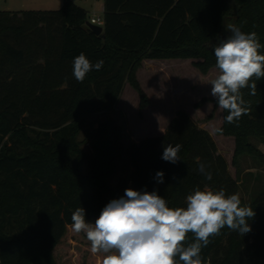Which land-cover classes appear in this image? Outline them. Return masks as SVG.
I'll return each instance as SVG.
<instances>
[{
    "label": "trees",
    "instance_id": "trees-1",
    "mask_svg": "<svg viewBox=\"0 0 264 264\" xmlns=\"http://www.w3.org/2000/svg\"><path fill=\"white\" fill-rule=\"evenodd\" d=\"M102 3L103 36L86 26V10L72 0L54 11H0V264H73L56 254L71 230L72 213L82 207L86 221L94 223L111 200L124 196L127 182L156 191L172 208L186 207L197 187L237 193L238 172L229 175L208 132L184 112L162 135L128 147L132 170L116 188L109 180L122 152L119 129L105 120L81 140L79 133L87 116L113 110L125 82L138 94L139 107L147 106L136 78L143 60L195 59L205 74L216 68L214 46L233 24L255 32L264 54V0ZM80 53L92 64L103 60L83 82L73 75ZM252 82L255 95L250 87L241 89L245 113L229 124L222 110L217 133L233 138L234 166L248 156L264 169L258 147L264 146V78ZM89 139L92 155L81 148ZM168 144L182 146L176 163L162 159ZM197 158L210 180L197 171ZM157 172L164 173L163 183ZM240 199L255 212L248 220L251 231L241 235L225 226L202 248L203 264H264V189L248 203ZM193 241L188 233L185 244Z\"/></svg>",
    "mask_w": 264,
    "mask_h": 264
},
{
    "label": "clouds",
    "instance_id": "clouds-1",
    "mask_svg": "<svg viewBox=\"0 0 264 264\" xmlns=\"http://www.w3.org/2000/svg\"><path fill=\"white\" fill-rule=\"evenodd\" d=\"M230 35L214 46L219 74L208 83L219 109L226 110L229 124L245 113L241 89L250 87L255 95L256 82L264 78V54L255 32L244 33L229 25ZM103 60L92 64L84 53L73 60V75L83 82L86 74L100 70ZM217 132L222 129L217 128ZM180 144L164 147L162 159L176 163ZM197 171L206 179L212 178L205 163L197 158ZM163 172L156 179L163 183ZM255 216L251 207L241 206L239 193L226 195L224 189L197 187L186 197V207H169L156 191L125 189L124 196L111 200L94 223L85 219V209L78 207L71 215V230L84 233L93 255L104 253L101 264H203L201 250L210 237L228 229L244 235L251 231L248 220ZM194 241L185 244L187 234Z\"/></svg>",
    "mask_w": 264,
    "mask_h": 264
},
{
    "label": "rangeland",
    "instance_id": "rangeland-1",
    "mask_svg": "<svg viewBox=\"0 0 264 264\" xmlns=\"http://www.w3.org/2000/svg\"><path fill=\"white\" fill-rule=\"evenodd\" d=\"M72 1L85 8L88 18L95 14L102 19L101 0ZM62 2L63 0H0V11H54L61 7ZM195 61V59L143 60L136 71V78L147 97V106L139 107L138 94L125 82L112 111L96 113L85 118L79 140L84 138L85 132H93L97 125L105 120H110L119 129L122 152L117 168L109 180L112 188H116L120 179L126 181L131 173L128 147L131 144H139L145 138L162 135L169 122L180 112H184L198 128L208 132L215 143L216 154L226 161L229 175L236 178L238 172L237 193L246 203L255 193L264 189V169L258 167L248 156L241 157L237 166H234L231 161L233 138L218 134L216 131L221 125L222 109L213 101L216 98L211 95L212 85L208 82L219 74L218 69L211 68L203 74L194 66ZM258 147L264 153V146ZM81 148L87 154H93L90 139L83 143ZM128 188L140 191L131 182L126 183V189ZM56 254L60 260H70L73 264H101L104 256L103 253L93 255L90 251V242L72 230L67 232Z\"/></svg>",
    "mask_w": 264,
    "mask_h": 264
},
{
    "label": "built area",
    "instance_id": "built-area-1",
    "mask_svg": "<svg viewBox=\"0 0 264 264\" xmlns=\"http://www.w3.org/2000/svg\"><path fill=\"white\" fill-rule=\"evenodd\" d=\"M103 11V9H102ZM88 22L90 24L103 26V19H101L99 16H96L95 14H92L91 17H89Z\"/></svg>",
    "mask_w": 264,
    "mask_h": 264
},
{
    "label": "water",
    "instance_id": "water-1",
    "mask_svg": "<svg viewBox=\"0 0 264 264\" xmlns=\"http://www.w3.org/2000/svg\"><path fill=\"white\" fill-rule=\"evenodd\" d=\"M86 26L91 29L96 35H102V26L90 24L89 22L86 23Z\"/></svg>",
    "mask_w": 264,
    "mask_h": 264
},
{
    "label": "crops",
    "instance_id": "crops-1",
    "mask_svg": "<svg viewBox=\"0 0 264 264\" xmlns=\"http://www.w3.org/2000/svg\"><path fill=\"white\" fill-rule=\"evenodd\" d=\"M101 4H102V9H103V3H102V0H101ZM83 9H85L83 6H81ZM149 61V60H148Z\"/></svg>",
    "mask_w": 264,
    "mask_h": 264
}]
</instances>
